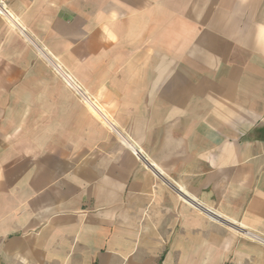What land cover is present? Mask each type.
Wrapping results in <instances>:
<instances>
[{
  "label": "crops",
  "instance_id": "obj_1",
  "mask_svg": "<svg viewBox=\"0 0 264 264\" xmlns=\"http://www.w3.org/2000/svg\"><path fill=\"white\" fill-rule=\"evenodd\" d=\"M0 264H264V0H0Z\"/></svg>",
  "mask_w": 264,
  "mask_h": 264
}]
</instances>
